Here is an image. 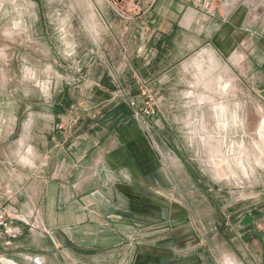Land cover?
Listing matches in <instances>:
<instances>
[{"label": "crops", "instance_id": "obj_1", "mask_svg": "<svg viewBox=\"0 0 264 264\" xmlns=\"http://www.w3.org/2000/svg\"><path fill=\"white\" fill-rule=\"evenodd\" d=\"M144 7L118 70L133 95L152 91L158 117H139L123 99L99 102L107 92L91 84L86 119L62 115L60 99L24 108L34 129L21 144L33 153L0 161V207L20 231L0 239V264H264L252 208L227 210L206 187L169 113L184 105L186 60L203 46L224 54L242 46V75L264 101V0H216L211 12L190 0ZM106 79L110 87L103 70L96 81Z\"/></svg>", "mask_w": 264, "mask_h": 264}, {"label": "rangeland", "instance_id": "obj_2", "mask_svg": "<svg viewBox=\"0 0 264 264\" xmlns=\"http://www.w3.org/2000/svg\"><path fill=\"white\" fill-rule=\"evenodd\" d=\"M144 3L145 0H0V153L4 154L0 161L7 160L10 151L33 153L21 144V139L32 136L34 129L28 131L31 116L28 111L22 112L24 108L36 111L37 104H52L54 99H60L62 115L70 114L78 121L88 118L91 111L85 106L93 92H85L84 88L89 84L107 92L99 102L123 99L139 117H158L156 99L150 106L155 114L148 113L142 93L133 95L118 70L119 55L129 49L135 38L132 21L139 12L143 14ZM203 49L207 54L215 53L216 68H206L210 61L208 55L200 53ZM241 49L242 46L237 51L243 58L237 63L231 59L235 50L224 54L213 46H203L193 52L186 60L188 71L181 96L184 105L169 113L183 127L191 161L206 187L220 193L218 199L228 206L227 210L235 204L242 213L252 208L255 229L259 231L264 230V101L248 87L242 75L246 52ZM103 70L110 73V87L107 79V84L96 81ZM209 81L212 85L206 84ZM226 83L230 86L222 90ZM199 95L215 100L201 103ZM12 113L19 116L17 121L11 119ZM92 114L99 113L95 110ZM179 178L186 180L183 175Z\"/></svg>", "mask_w": 264, "mask_h": 264}, {"label": "built area", "instance_id": "obj_3", "mask_svg": "<svg viewBox=\"0 0 264 264\" xmlns=\"http://www.w3.org/2000/svg\"><path fill=\"white\" fill-rule=\"evenodd\" d=\"M154 2L155 0H150ZM193 1L199 6L203 11L211 12L214 8L216 0H190ZM141 93L145 98V105H147L150 110H147L148 113L155 114V110L150 108L151 104L155 102V96L152 91L145 85L141 87ZM20 235V231L14 223L13 217L9 212H7L3 207H0V239H16Z\"/></svg>", "mask_w": 264, "mask_h": 264}, {"label": "bare ground", "instance_id": "obj_4", "mask_svg": "<svg viewBox=\"0 0 264 264\" xmlns=\"http://www.w3.org/2000/svg\"><path fill=\"white\" fill-rule=\"evenodd\" d=\"M238 47V46H237ZM209 52V51H208ZM200 53H204L205 54V56L206 55H208V57H209V61H210V67H207V65H206V68H212V69H214V68H216V66H218V61H217V59H216V57H215V53L214 52H211V53H209V54H207V50H204L203 49V51L202 52H200ZM200 56H201V54H199ZM203 58V57H202ZM243 58V55L240 53V51H236V52H234V54H232V56H231V59H232V61H234V62H241V59ZM197 59V58H196ZM201 59V58H200ZM198 61H200V60H198ZM202 61V60H201ZM204 61V60H203ZM196 62V61H195ZM207 63V62H206ZM200 64V63H199ZM204 64V63H203ZM240 64V63H239ZM192 66H194V65H192ZM200 66L201 65H199V68H200ZM205 66V65H204ZM190 67V66H189ZM196 67V66H195ZM192 68V67H191ZM199 68H198V70L197 71H201V70H199ZM203 68V67H202ZM195 69H197V68H195ZM209 70V69H208ZM203 72V71H202ZM209 72H210V70H209ZM204 73H205V71H204ZM222 73V72H221ZM206 74H207V71H206ZM211 74V73H210ZM197 76V75H196ZM202 76L204 77V75L202 74ZM202 76H201V78H202ZM206 76V75H205ZM209 77V76H208ZM200 79V78H199ZM198 79V80H199ZM204 79V78H203ZM205 79H206V77H205ZM204 79V80H205ZM208 79V78H207ZM202 81V80H201ZM206 81V80H205ZM214 81V80H213ZM198 82V81H197ZM204 82V81H203ZM202 82V83H203ZM198 84V83H197ZM207 85H209V84H211L210 83V81L209 82H207L206 83ZM201 85V84H200ZM212 85V84H211ZM210 85V86H211ZM214 85H215V83H214ZM214 85H213V87H214ZM217 86V85H216ZM220 86V85H219ZM230 85L228 84V83H226L225 85H224V87H223V89L222 90H226V89H228V87H229ZM221 87V86H220ZM220 87H218V88H220ZM209 88H211V87H209ZM212 89H214V88H212ZM216 89V88H215ZM220 90V89H219ZM209 91V90H208ZM192 93V92H191ZM214 93V92H213ZM216 93H218V92H216ZM231 93V92H230ZM196 94V93H195ZM194 94V95H195ZM198 94V93H197ZM218 94H220V97H223V95L221 94V93H218ZM218 94H216V95H218ZM191 96H192V94H190ZM209 95V94H208ZM194 97V96H193ZM218 97V96H217ZM229 97H230V95H229ZM195 98V97H194ZM213 100H215V98L214 97H212V96H207V95H199V101L202 103H204V101H208V102H211V101H213ZM225 100V99H224ZM216 103V102H215ZM219 104H221V102L219 103ZM223 104V103H222ZM217 105V104H216ZM216 105H214V106H216ZM213 106V107H214ZM220 108L224 111V107H223V105H221L220 106ZM207 119V118H206ZM210 140V139H209ZM215 140V139H214ZM213 141V140H212ZM217 141V140H216ZM214 142V141H213ZM218 143H219V140L217 141ZM221 142V141H220ZM223 142V141H222ZM212 143V142H211ZM214 145V144H213ZM214 147H216L215 145H214ZM219 147V146H218ZM210 149H211V146H210ZM214 149V148H213ZM216 149H218V148H216ZM23 160L25 161V162H30L31 160L30 159H28V158H26V157H24L23 158ZM31 164H32V162H31Z\"/></svg>", "mask_w": 264, "mask_h": 264}]
</instances>
